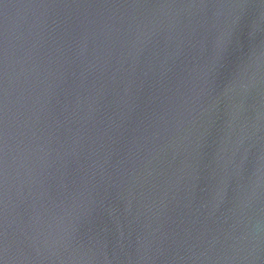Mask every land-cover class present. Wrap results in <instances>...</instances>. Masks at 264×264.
Wrapping results in <instances>:
<instances>
[{"label": "water", "instance_id": "1", "mask_svg": "<svg viewBox=\"0 0 264 264\" xmlns=\"http://www.w3.org/2000/svg\"><path fill=\"white\" fill-rule=\"evenodd\" d=\"M0 264H264V0H0Z\"/></svg>", "mask_w": 264, "mask_h": 264}]
</instances>
